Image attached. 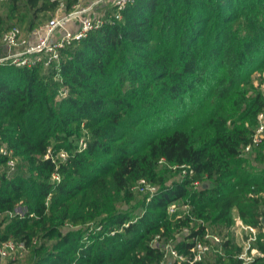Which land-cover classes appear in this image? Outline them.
Wrapping results in <instances>:
<instances>
[{
    "label": "trees",
    "instance_id": "obj_1",
    "mask_svg": "<svg viewBox=\"0 0 264 264\" xmlns=\"http://www.w3.org/2000/svg\"><path fill=\"white\" fill-rule=\"evenodd\" d=\"M5 1L15 18L0 12V37L26 13L30 30L57 7ZM113 7L56 64L0 63V145L11 150L0 154V242L23 241L29 264H160V242L184 225L174 246L189 255L210 224L226 235L233 206L246 224L264 216V169L241 156L264 107L260 91H246L249 70L264 67V0H133L119 17ZM161 163L192 173L165 183ZM142 177L159 187L134 216L131 187ZM178 200L187 210L170 212ZM230 241L213 261L171 264H238Z\"/></svg>",
    "mask_w": 264,
    "mask_h": 264
},
{
    "label": "built area",
    "instance_id": "obj_2",
    "mask_svg": "<svg viewBox=\"0 0 264 264\" xmlns=\"http://www.w3.org/2000/svg\"><path fill=\"white\" fill-rule=\"evenodd\" d=\"M4 0H0L3 2ZM57 7L52 12L50 20H46L34 28L28 30L27 34H24L22 30L13 25L5 30L0 37V63L7 62L16 65H30L36 61L43 63L45 67L58 63L60 59V51L73 38H81L87 34V32L97 27L104 22L103 13L100 18H95L87 13L88 7L79 6V2L67 9L65 6L66 0H55ZM133 0H112L113 5L112 13L115 17H119L121 9ZM71 22V26L67 24ZM66 88L60 90L59 94L64 95ZM264 138V107L257 113V123L254 130L251 133L250 141L245 144L241 150L242 152L250 151L255 145L260 143ZM82 143V142H81ZM82 145H84L82 143ZM11 150L7 149L4 145H0V154L9 153ZM63 152V151H61ZM64 155V154H63ZM15 167V162L12 158L7 160V170L11 171ZM179 168L180 173L184 176L187 172L192 173V169L189 165L181 164L174 165ZM54 178L58 179L59 175H55ZM136 185L145 193H148L146 197L149 199L158 190V186L155 183L148 181L145 177L138 179ZM134 183V185H135ZM194 186H198L200 182L194 181ZM133 185V187H134ZM235 206H233L234 208ZM69 225V224H66ZM247 228L251 230L248 240L256 241L257 234L263 232L261 240L264 242V216L261 217V221L258 225L246 224ZM73 227V225H69ZM158 234L154 238L155 244H158ZM223 238L220 233L213 232L212 230H206L202 237H195L193 245L190 248V254L185 255L177 250L173 244L172 246L167 242L163 244L165 259L170 257V262L176 260H184L190 258L191 261H200L207 257L210 252L220 253L222 248ZM23 241H16L12 238H8L0 242V264H8L6 259L11 255H14L20 247H23ZM247 244L244 250L240 249L237 257L239 258L238 264H251L252 260L256 256L264 255L257 245H251L250 252H248ZM167 260H163L160 264H166Z\"/></svg>",
    "mask_w": 264,
    "mask_h": 264
},
{
    "label": "rangeland",
    "instance_id": "obj_3",
    "mask_svg": "<svg viewBox=\"0 0 264 264\" xmlns=\"http://www.w3.org/2000/svg\"><path fill=\"white\" fill-rule=\"evenodd\" d=\"M111 3H112V0H79L78 5L88 7V10H87L88 14H90L91 16H95V18H100L101 14L103 12L102 8L106 7L107 5H110ZM9 8H10V2L9 1L0 2V12L3 15H5L7 22H10V21H12V19L15 18L12 15L11 10ZM52 15H53L52 13H48V12L41 13L38 23L40 24L46 20H50ZM29 18H30L29 14L26 13L24 15V18L22 19V21L20 20V22L15 23L13 25L18 26L24 34H27L28 33V20H29ZM71 25H72L71 22H69L67 24V26H71ZM0 53H2L1 49H0ZM7 62H9V61H7ZM249 71L250 72H249L248 77L251 80V82L249 83L251 87H249V86L246 87L247 94H253L252 92L254 90V92L260 91L261 94L264 96V67H260V68L257 67L256 69H250ZM219 72H222V69H220ZM167 115H168V112H167ZM255 126L253 127L252 131L254 130ZM77 143L79 146L82 145L80 139H77ZM58 156H60L61 158H64L65 152H59ZM241 156H243V158H245V161L242 162V165L245 167H248V169L251 170L252 172H255V171L258 172L257 170L264 169V145H262L261 147L256 145L250 151L245 152V153L242 152ZM249 166H251V167H249ZM157 177H163L165 183H170L173 180H180L183 177V175L180 173L179 168L171 166L169 164L164 165L161 163L157 169ZM148 181L155 183L154 181L149 180V179H148ZM209 182H210L209 179H207V178L204 179V183L209 184ZM155 184L157 186L159 185L157 182ZM131 190L133 191V199L129 203V204H131V207H129V209L130 210L132 209V213L134 215V214H137V212L138 213L140 212V208L137 206V204L140 202V198L145 194V192H143L136 185V183H135L134 187L132 185ZM128 205H125V207H127ZM187 208H188L187 205L182 204V201L178 200V201L171 203L168 207V210L170 212L181 211V210L183 211L184 210V212H185L187 210ZM16 209L21 211V212L23 211V207H21V206H17ZM134 216H136V215H134ZM231 217H232L231 224L228 226H223L222 227V233L223 234L225 233L226 234L225 236H227L231 240L230 242L232 244L240 246L241 247L240 249H242V250H244V247H246L247 244L250 245L248 247L249 248L248 252H250L251 245L256 246V243H255L256 241L253 242V241L247 239L251 233V230L249 228H247L246 223H244L243 220L240 218L239 213H238V207L235 206L234 208H232ZM193 221L196 222V220H193ZM198 221H199V219H197V222ZM90 224H92V222L87 223V225H90ZM64 227L69 228V225L64 224ZM218 227H214V228H216V229H214L211 224L208 226V228H210L209 230H212L213 232H216V233L218 232L217 231V229H219ZM74 228H77V226ZM186 230H187V227L184 225L181 228V230L175 231L174 235L167 238L166 241H161L160 244L163 245L167 242L168 244H170L172 246L173 244L176 243V241H178L182 238V236L185 234ZM225 236H222V238L224 239ZM221 245H222L221 252L220 253H214L213 251L210 252L206 257V260L213 261V260H215L216 257H218L219 254H222L224 252L223 242ZM30 258H31V251L24 244L23 247H20L14 255H11L10 257H8L6 259V262L8 264H29ZM170 259L171 258L168 257L167 262L170 261Z\"/></svg>",
    "mask_w": 264,
    "mask_h": 264
},
{
    "label": "water",
    "instance_id": "obj_4",
    "mask_svg": "<svg viewBox=\"0 0 264 264\" xmlns=\"http://www.w3.org/2000/svg\"><path fill=\"white\" fill-rule=\"evenodd\" d=\"M166 264H171V262H170V261H168Z\"/></svg>",
    "mask_w": 264,
    "mask_h": 264
},
{
    "label": "crops",
    "instance_id": "obj_5",
    "mask_svg": "<svg viewBox=\"0 0 264 264\" xmlns=\"http://www.w3.org/2000/svg\"><path fill=\"white\" fill-rule=\"evenodd\" d=\"M4 1H5V0H4ZM4 1H3V2H4Z\"/></svg>",
    "mask_w": 264,
    "mask_h": 264
}]
</instances>
